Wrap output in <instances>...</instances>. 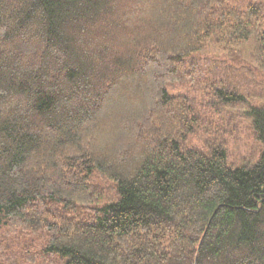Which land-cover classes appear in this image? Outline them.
I'll list each match as a JSON object with an SVG mask.
<instances>
[{"label":"trees","instance_id":"1","mask_svg":"<svg viewBox=\"0 0 264 264\" xmlns=\"http://www.w3.org/2000/svg\"><path fill=\"white\" fill-rule=\"evenodd\" d=\"M263 19L264 0H0V264H264V105L258 160L233 166L180 146L196 117L166 89L215 33L264 44Z\"/></svg>","mask_w":264,"mask_h":264},{"label":"rangeland","instance_id":"2","mask_svg":"<svg viewBox=\"0 0 264 264\" xmlns=\"http://www.w3.org/2000/svg\"><path fill=\"white\" fill-rule=\"evenodd\" d=\"M250 1L231 0L240 10ZM260 25L264 28V19ZM166 89L169 94L188 97L196 117L193 130L180 141L181 147L194 146L209 154L220 144L233 166L258 160L261 144L251 137L247 110L264 105V44L260 40L228 42L213 34L202 49L185 58L181 77ZM15 253L23 263L30 252L15 249Z\"/></svg>","mask_w":264,"mask_h":264}]
</instances>
